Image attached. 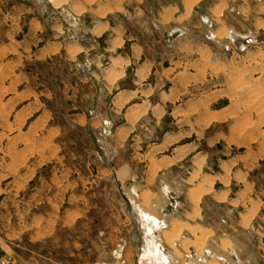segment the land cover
<instances>
[{
	"label": "rangeland",
	"instance_id": "obj_1",
	"mask_svg": "<svg viewBox=\"0 0 264 264\" xmlns=\"http://www.w3.org/2000/svg\"><path fill=\"white\" fill-rule=\"evenodd\" d=\"M61 1L0 0V264H264V99L257 94L264 86L263 67L242 66L249 55L225 58L222 44L204 37L195 14L168 28L169 18L161 21L157 9L174 5L178 10L181 0H100L91 4L89 16L71 14ZM105 2H117L121 15L104 19L94 11ZM63 21L74 39L91 24L97 33L107 29L103 40L92 43L112 42L111 54L96 53L107 58L99 62L104 66L89 70L87 58L77 64L62 52L37 58L39 35L47 40ZM157 24L164 26L150 30ZM154 31L160 39L152 36ZM201 48L214 52L206 62L224 65H212L213 71L206 67L200 85H185L193 63L200 66ZM138 50L149 58L160 54L161 66L168 58L167 68L145 82L160 87L151 100L144 96L154 107L138 118L126 105L113 112L100 95L98 108L106 106L107 117H101L97 129L76 130L71 112L80 81L88 83L87 70L96 80L90 85L99 91L97 83L117 76L115 60ZM128 68L121 70V78L133 85L135 65ZM225 69L226 75H212ZM77 71L81 75L74 82ZM161 112H168V121L157 122ZM130 117L132 131L123 132ZM170 127L174 130L168 135L164 131ZM146 182H187L175 191L163 190L168 194L164 211L179 221L167 217L153 227L132 211L135 221L126 237L119 192L128 191L136 202L143 197L146 209L151 197L147 189L141 192ZM202 184L214 193L229 188L231 196L242 199L235 211L248 212L253 204L257 233L236 237L249 251L234 246L232 252L227 239L181 222L188 207L184 185H199L189 191L197 210ZM207 198L202 225L216 227L224 205ZM249 214L243 216L246 222ZM156 243L160 259L151 253Z\"/></svg>",
	"mask_w": 264,
	"mask_h": 264
},
{
	"label": "crops",
	"instance_id": "obj_2",
	"mask_svg": "<svg viewBox=\"0 0 264 264\" xmlns=\"http://www.w3.org/2000/svg\"><path fill=\"white\" fill-rule=\"evenodd\" d=\"M75 2H78V0H62L61 4L66 5L65 8H68L72 11L71 14L77 15L79 13L80 14L82 13L83 16H89L88 13L90 11H93L91 4H96V3L99 4L100 0H96V1L89 0V2L87 3H80V4H76ZM181 3L182 5L178 6V10L175 9L174 5H166L163 6L162 8L157 9V13L160 12L159 19L161 21L164 22L165 17L169 18L170 22H168L167 25L168 28H171L172 26L184 24L187 20L186 19L187 17H191L193 14H195L197 16V23L200 24V26L204 31V37L211 40H215L218 43L220 42L224 49L222 53L223 55H225V58L226 55H228L230 60L231 58L235 60L236 57L237 58L240 57V54L241 56H245V57L249 55V58L247 57L242 60V64H243L242 66L248 67L251 66L252 64L257 66L261 65L264 71V0H181ZM73 8H75V11L73 10ZM94 11H96L99 15L104 16V19L105 18L108 19L116 14L121 15L117 2H105L101 5H98L97 8L94 9ZM39 21L43 26L44 21L42 19H39ZM28 23L30 22L29 21L26 22V28L24 34L28 32L29 29ZM163 26L164 25L162 24H157L153 26L151 25L149 27L150 30L154 29L156 31H160ZM106 30L107 29L104 28L97 33L96 32L97 26L91 24L88 26L87 30L78 31V34L80 36L77 37L78 39L77 38L74 39L72 36H69L70 34L69 31L66 32V26L63 21L60 31L57 32L58 30H56V32L51 33V35H49V38L47 40H44L42 35H39L42 39L39 42L40 45L38 49L37 58L48 59L51 58L54 54L58 56V54L62 52L63 55L71 59V62L73 63L77 62V64L80 62L81 59L87 58L89 60L88 62L90 68L89 70H94L98 68L96 65L101 60H103L105 63L107 62L106 60L107 58H103V57L96 58V53L99 52L101 55L103 54L105 56H108L109 54L112 53L111 41L110 44L107 43L105 45H100L99 47H96L95 44H92L97 40H103L106 37ZM156 31L153 32L152 36L156 39H160V35L156 33ZM176 34L181 35L182 34L181 30H178ZM176 34H172L171 37L176 36ZM124 37L125 38L122 41L124 43L128 42L129 41L128 38L126 36ZM46 44H48L47 47L45 46ZM213 54L214 52L208 51L207 49L206 51L203 50V48L199 50L198 52L199 59L201 58V61L199 63L200 66L197 65V62L193 63L194 67H192V65L190 64V66L194 70L188 72L189 75H187L188 78L185 81V85L188 86H192L193 84L194 85L196 84V86L200 85L202 76L206 71L205 69L206 67L207 69H210V71H213L211 69L212 65L213 67H218V66L222 67L224 65L223 62L221 63L216 62L217 60L214 63H212V65H211L212 60L209 61L207 60L206 62L205 59L206 58L208 59L209 55H213ZM165 58L168 60L167 57ZM167 60L163 61L164 64L163 66H161L160 54H157L155 56L153 55L149 58L145 54L144 50H142V52L138 50L137 52L134 53L132 52L128 55L118 58L115 60V66H116L115 72L116 73L118 72L117 76H115L113 79L106 78V80L103 81V83L102 81L97 83L99 91L96 89L95 85L93 86L90 85L89 82L90 80H92L93 82L96 80L92 76H89V71L87 70L88 83H82L80 81L81 84H79V87L77 89L79 91L77 92L76 104H75L76 106L73 108V111L71 112L72 114L70 119L74 122V124H72L75 126L74 128L76 130H83L84 132L86 131V133L91 129H97L101 117H107L106 106H109L111 110L114 112L116 107H123L126 105L127 107L130 108V112L132 111L134 113L136 112L138 113V118L139 117L143 118L144 115L147 114L148 111L154 107V105L148 106V104L146 103L147 99L144 96L145 95L148 97L150 95L153 96L160 89V87L155 84L156 83L155 81L151 83L150 87L145 86V82L147 83V81H149L148 80L149 76L150 75L152 76L156 70L160 72L165 70L168 65ZM228 63L231 64V62H229V59L227 60L226 64ZM133 64L135 65V69H136L135 72L136 78L134 79L132 85L127 81L124 82V80L121 78L122 77L121 73H123L124 70L128 71L129 70L128 67L132 66ZM102 66L104 65L101 64V67ZM115 72L114 74H116ZM217 74L226 75L227 74L226 69L220 71L219 73L216 72V74H212V75H217ZM79 75H81V71H77V74L73 75L72 81L77 82ZM101 86L103 87L101 88ZM151 92L152 94H150ZM263 93H264V86L262 90L258 93L259 94L258 97H260V99L261 98L264 99ZM84 95L87 97L86 99H83ZM100 95L102 96L101 98L102 101L105 102L106 104V106H104L103 108L104 110L98 108L100 106L97 102H99L98 97ZM152 96L149 97V99L152 98ZM112 97H114V99L111 101ZM137 97H139L140 100L134 101L135 98ZM199 101H204V100L202 98H199ZM201 104L202 102L200 103V105ZM70 105L72 104L68 103L67 106ZM163 113L164 112H161L160 115L157 116L156 118L157 122L160 121V123H164L169 120L168 117H167L168 119L164 118L168 114V112L165 113L164 116ZM170 119H172V117H170ZM132 121L133 120L130 117L128 121L125 122L128 124L126 126H121V130L127 133L131 132ZM173 130L174 129L170 127L165 129L164 132L169 135V134H173ZM171 144L172 142H169V145ZM180 158L181 157H178L177 160H180ZM166 161L167 160L163 159L161 160V163L164 164ZM183 183L187 184V182H146L144 189L141 191V192H146L147 189V191L151 194L146 209H144L141 206L145 204V199L143 197L140 201L136 202L135 199H132L130 197L128 191H120L119 196L122 201L121 212L128 223L126 228L127 229L126 237L129 236L133 225L132 221L134 220V218L132 215V211L135 212L139 220H141L142 222L152 223L153 227L154 226L159 227L158 223L164 221L167 217H169L170 220H172L171 222L173 223L178 222L179 220H176L175 218L171 217V215L168 213V210H166V212L164 211L165 210L164 204L165 205L167 204L168 194L166 193L165 195L163 190H166L167 192L175 191L176 189L180 188L183 185ZM202 185L203 186H201L200 188L201 195L199 196L197 202L198 203L197 210H194V203L190 199L189 191L192 189H197L199 185H195L194 187L184 185L183 203L187 202L188 207L187 209H185L184 212V217L186 221L182 220L181 222L188 223L189 225L195 224L196 226H199L201 230H210V233L216 235L219 240L227 239L232 244L231 245L232 252H234L233 249L235 248L238 249L239 252L249 251L248 249L249 245L237 244L238 239L236 237L237 235L243 233H247V235L248 234L251 235L252 233L253 234L257 233L255 230L256 224L253 225V219L256 215V212L251 209L253 207V204L249 202V205L247 206L248 212L235 211L234 210L235 207H237L239 204L242 203V199L238 198L237 196H231L229 194V188H225L220 192L214 193L207 185L205 184ZM221 193H223L224 198L218 199V196H220ZM208 195H211L212 197H216V202L222 203L224 205L223 214L219 217V225L216 227L208 226L206 223L202 225V221H203L202 219L207 218L205 203L208 200L207 198ZM178 202L179 201L175 200V203ZM233 210L236 213H233ZM194 211H196L195 220L191 223L190 221L192 218L191 214ZM249 213H251V217L250 220L246 222L243 219L244 218L243 216L247 214V216L249 217L250 216ZM122 221L124 220L122 219ZM256 221H257V225H259V220ZM117 229L115 231H118ZM236 232H238V234H236ZM258 232L260 233V230H258ZM117 236H119L118 233ZM156 244L157 245L155 249L157 251H160L159 244L158 243ZM237 258L239 259V256H237ZM220 264H235V263L221 262Z\"/></svg>",
	"mask_w": 264,
	"mask_h": 264
},
{
	"label": "bare ground",
	"instance_id": "obj_3",
	"mask_svg": "<svg viewBox=\"0 0 264 264\" xmlns=\"http://www.w3.org/2000/svg\"><path fill=\"white\" fill-rule=\"evenodd\" d=\"M93 1H96V0H93ZM187 2V1H186ZM186 5V4H185ZM261 91V90H260ZM259 91V92H260ZM258 94V93H257ZM263 95H264V93H263ZM252 102V101H251ZM253 103V102H252ZM186 226V225H185ZM195 238V237H194ZM150 240V239H149ZM195 240V239H194ZM194 240H193V242H194ZM151 242V241H150ZM151 246V245H150ZM151 253L152 254H155V256H157V258L158 259H160V251H157L156 249H154L153 247L151 248ZM161 260H163V259H161ZM163 262V261H162Z\"/></svg>",
	"mask_w": 264,
	"mask_h": 264
}]
</instances>
